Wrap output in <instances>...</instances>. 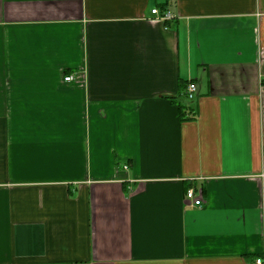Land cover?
<instances>
[{"label":"crops","instance_id":"1","mask_svg":"<svg viewBox=\"0 0 264 264\" xmlns=\"http://www.w3.org/2000/svg\"><path fill=\"white\" fill-rule=\"evenodd\" d=\"M258 259L264 0H0V264Z\"/></svg>","mask_w":264,"mask_h":264},{"label":"built area","instance_id":"2","mask_svg":"<svg viewBox=\"0 0 264 264\" xmlns=\"http://www.w3.org/2000/svg\"><path fill=\"white\" fill-rule=\"evenodd\" d=\"M152 14L157 16V18L161 21L164 22H168L171 21L172 17L169 13H160V11L158 9L153 10ZM66 82H72L74 81V77L69 76L65 78ZM196 91H197V86L192 84L188 87L187 93H186V97L189 100H193L195 98L196 95ZM128 167H125V169H127ZM187 201L191 203V205L193 207H202L203 205V196H202V192H196L195 190H189L187 192L186 195ZM256 264H264V260L262 259H258L256 261Z\"/></svg>","mask_w":264,"mask_h":264}]
</instances>
